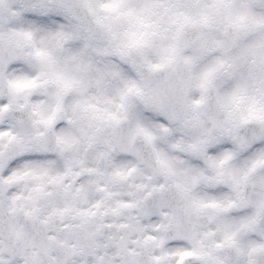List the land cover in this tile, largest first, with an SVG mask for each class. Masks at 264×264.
Returning a JSON list of instances; mask_svg holds the SVG:
<instances>
[{"label":"snow or ice","instance_id":"snow-or-ice-1","mask_svg":"<svg viewBox=\"0 0 264 264\" xmlns=\"http://www.w3.org/2000/svg\"><path fill=\"white\" fill-rule=\"evenodd\" d=\"M0 264H264V0H0Z\"/></svg>","mask_w":264,"mask_h":264}]
</instances>
